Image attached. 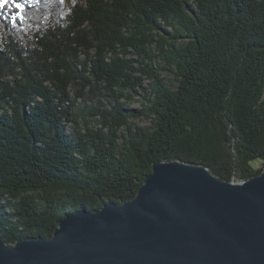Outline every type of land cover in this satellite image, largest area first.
<instances>
[{
	"label": "trees",
	"instance_id": "1",
	"mask_svg": "<svg viewBox=\"0 0 264 264\" xmlns=\"http://www.w3.org/2000/svg\"><path fill=\"white\" fill-rule=\"evenodd\" d=\"M10 2L20 7L0 11L4 242L50 239L66 216L131 200L156 162L235 183L262 172L264 0ZM89 94L95 104L80 110Z\"/></svg>",
	"mask_w": 264,
	"mask_h": 264
},
{
	"label": "water",
	"instance_id": "2",
	"mask_svg": "<svg viewBox=\"0 0 264 264\" xmlns=\"http://www.w3.org/2000/svg\"><path fill=\"white\" fill-rule=\"evenodd\" d=\"M0 264H264V168L233 183L156 162L129 201L66 216L50 239L0 238Z\"/></svg>",
	"mask_w": 264,
	"mask_h": 264
},
{
	"label": "rangeland",
	"instance_id": "3",
	"mask_svg": "<svg viewBox=\"0 0 264 264\" xmlns=\"http://www.w3.org/2000/svg\"><path fill=\"white\" fill-rule=\"evenodd\" d=\"M18 1H19V0H18ZM0 11H6V13H7L8 15H10L11 17H14V16H15V13H16V11H17V9H16V7L14 6V4H13L12 2H10V0H9L8 3H7L4 7L0 8ZM162 77L164 78L165 82H166L168 85H170L171 87H174V85H175V80H174V78H173V76H172L171 74H169V73H163V74H162ZM147 83H148V82H146V84H147ZM146 84H145V85H146ZM144 94H145V93H144L143 91L138 90V91H137V94H134V95H133V99H132V101H131V103H130V104H131V107H132L133 109H141V108H142L141 101H142V97H143ZM103 100H104V99H103ZM85 102H86V104H85ZM95 102H96V98L93 97V95H90V94H89V95H86V99H85L84 102H83V99L78 100L77 105L79 106V109L82 110L83 108H85L86 105H88V106H92V105L95 104ZM104 103H105L106 105H108V103H107L106 100H104ZM130 121H131V123H132L133 125H136V126H139V127H146V126L149 125V121H148L147 119H145V118H142V119H131ZM67 130L69 131V129H67ZM253 165H254L257 169H261V168H263V164L260 163V162L254 163ZM233 183H235V182H233Z\"/></svg>",
	"mask_w": 264,
	"mask_h": 264
},
{
	"label": "snow or ice",
	"instance_id": "4",
	"mask_svg": "<svg viewBox=\"0 0 264 264\" xmlns=\"http://www.w3.org/2000/svg\"><path fill=\"white\" fill-rule=\"evenodd\" d=\"M8 3V0H0V8L4 7ZM16 8H19L20 5L16 4Z\"/></svg>",
	"mask_w": 264,
	"mask_h": 264
}]
</instances>
